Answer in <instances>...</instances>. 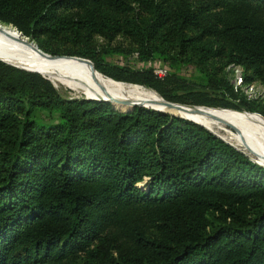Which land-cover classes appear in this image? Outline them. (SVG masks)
Listing matches in <instances>:
<instances>
[{"label": "trees", "instance_id": "trees-1", "mask_svg": "<svg viewBox=\"0 0 264 264\" xmlns=\"http://www.w3.org/2000/svg\"><path fill=\"white\" fill-rule=\"evenodd\" d=\"M0 22L166 101L264 120L224 73L264 84V0H0ZM98 38L199 77L102 63ZM117 110L0 61V264H264V167L189 120Z\"/></svg>", "mask_w": 264, "mask_h": 264}, {"label": "bare ground", "instance_id": "bare-ground-1", "mask_svg": "<svg viewBox=\"0 0 264 264\" xmlns=\"http://www.w3.org/2000/svg\"><path fill=\"white\" fill-rule=\"evenodd\" d=\"M0 49H13L18 52L20 51L29 61L33 62L37 67H39L53 81H56L59 84H66L71 86L72 89L78 94L112 97L111 100H113V102L121 105H126L128 108H131L132 106L137 104H142L156 109H164V111H177L184 115H188L189 117L193 118L192 120L195 119L194 121L198 123H203L202 125H206L205 127H210L209 119L214 120L215 122H219L222 125H231L236 130V146H241L244 150L246 149L250 153L258 156L259 159L264 162V145H262L263 140H261L258 135V131L261 128L260 125L255 123L253 121V118L249 116L226 115L222 112L214 111L202 106H180L166 108L161 105L162 101L159 99V97L144 88L133 87L130 85L131 87H128L124 90L122 86L108 82L109 80L103 81L94 75H85L74 67L67 65L66 63L56 61L55 59L44 55L43 53H41L35 43L30 42L28 39L22 36L15 30L13 26L4 24L2 22H0ZM0 58L13 62L12 60L1 56ZM18 66L24 67L21 65ZM24 68L29 69V67ZM124 98L131 100L134 99L136 101H126L124 100ZM112 107L115 108L114 106ZM244 114L253 115L248 113ZM212 131L215 132L214 128ZM226 139L229 141V143L233 142L232 139Z\"/></svg>", "mask_w": 264, "mask_h": 264}, {"label": "rangeland", "instance_id": "rangeland-1", "mask_svg": "<svg viewBox=\"0 0 264 264\" xmlns=\"http://www.w3.org/2000/svg\"><path fill=\"white\" fill-rule=\"evenodd\" d=\"M191 1L197 2V1H200V0H191ZM97 44H98L97 48L100 51V52L97 53L98 59H101L102 63L109 64V65H112L114 67H122V68H127V69H130V70L153 69L154 73L160 74L162 76V78L165 77V76H169L170 75V77H174V80H176V81H178V80H180V81H183V80H186V81H192V80L194 81L195 80V81H197V79L199 77L198 72L191 65H186V64L173 65V64H170L169 62L164 61L163 59L157 58V57L153 58V59H150V60H147V61H143V60H141L138 57L137 52H135V51L131 52V50H130L131 49V45L126 40L121 39V38H117V40H115L114 42H112L110 44H108L107 42L102 41L100 38H98ZM118 46L121 47V48H118ZM119 49H125V52H118ZM105 51H107V52H105ZM19 53L22 55L21 58H14V57H9V56H4V55H1V54H0V56L4 57V58H7V59H10V60H12L14 63H16L18 65L39 70L41 73H43L50 80V82L56 87L58 92L61 95L65 96V97H69V98L88 97V98L109 99V101L111 102L112 106L113 105H119V106L127 107L126 105H121V104H118L116 102H113V100H111L112 97H108V96L102 97V96H98V95L97 96L96 95L89 96V95H84V94H78L72 89L71 86L66 85V84H59L56 81H53L45 72H43L33 62L29 61L20 51H19ZM43 53L45 55H47L48 57L54 56V57H51V58L55 59L56 61H59V62H62V63H66L67 65H69L71 67H74L75 69H77L80 72L84 73L85 75H94V76H96L97 78H99V79H101L103 81H108L109 80L108 82H111L113 84L122 86L124 90L126 88H128V87H131V86L144 88L147 91H149V92L153 93L154 95H156L157 97H159V99L161 101H163V99L161 98L160 94H158L155 90H153V89H151L149 87H146V86H143V85H139V84L127 83V82H121V81L114 80V79H112V78H110L108 76L103 75L99 71H95L91 67V65H89L87 63H84L82 61L76 60L74 58L68 59V58H65V57L59 56V55H51V54H48V53H45V52H43ZM74 57H77V56H74ZM78 58H80V57H78ZM82 59L90 62L93 65V63H92V61H90V59H85V58H82ZM70 62H74V63H77L79 65H82L85 69H83V68H81L79 66H76L74 64H70ZM240 66L243 69V77H244V74H245L244 67L242 65H240ZM224 73L226 74V78H227V81L229 82V85L232 86L233 91L236 93V95H237V97L239 99L246 100V101H256V102L264 103V84L259 79H254V80H251V81H248V82L244 81V85H247V84H254L255 85L254 91L250 92V91H248V89L245 88V86L234 87L232 74H231V72L229 70H227V66H225V68H224ZM124 100H126V101H136L134 99L131 100V99H126V98H124ZM205 108H208V107H205ZM115 109H119V108L115 107ZM208 109H212L214 111L222 112V113H224L226 115L238 116L237 114H234L231 111L225 112V111H220V110L213 109V108H208ZM119 110H121V109H119ZM162 110H164V109H162ZM121 111H124V110H121ZM166 112L191 118L188 115H184V114L179 113L177 111H166ZM246 112H248V111H246ZM252 114H256L257 115V113H252ZM239 115H241V116H249V117L253 118V121L255 123L260 125L261 129L258 131V135H259V138L261 140H263L262 145H264V120L257 119L253 115H247V114H239ZM191 119H193V118H191ZM209 125H210V127L207 126L208 128H210L212 130L214 128V131L217 134H219L220 136H222L224 139H226V138H228L229 140L232 139L233 142L232 143L230 142V143L236 146V142H237L235 140L236 139V135H235L236 134V132H235L236 130H235V128L233 126H231V125H228V126L227 125H222L219 122H215L214 120H210V119H209ZM236 147L240 148V150H243V152L248 157H250V158H252V159H254V160L258 161V162H261L262 164H264V162L261 161L258 156L250 153L246 149L244 150L241 146H236Z\"/></svg>", "mask_w": 264, "mask_h": 264}, {"label": "water", "instance_id": "water-1", "mask_svg": "<svg viewBox=\"0 0 264 264\" xmlns=\"http://www.w3.org/2000/svg\"><path fill=\"white\" fill-rule=\"evenodd\" d=\"M19 33H20L22 36H25V35H23L20 31H19ZM25 37H26V36H25ZM26 38H28V37H26ZM31 41H33V40H31ZM33 42H34V41H33ZM51 57H54V56H51ZM63 57L68 58V59H72V58H74V59H76V60H79V61H82V62H84V63H87V64L91 65V67H94L90 62H88V61H86V60H84V59H82V58H78V57H74V56H63ZM0 61L4 62V63H6V64H8V65H10V66L16 67V68H18V69H22V70L30 71V72H36V73L42 75L44 78H46V77H45V76H44L39 70H37V69H31V68L28 69V68L20 67V66H18L17 64H15V63H13V62H10V61H7V60L1 59V58H0ZM93 69H94V68H93ZM94 70H95V69H94ZM95 71H96V70H95ZM46 79L49 80L48 78H46ZM52 85H53V84H52ZM53 86H54V85H53ZM54 87H55V86H54ZM55 88H56V87H55ZM83 98L86 99V100H96V101H104V102H108V103H110V105H111V107H112V104H111V102L109 101V99L88 98V97H83ZM161 98H162V97H161ZM162 99H163V98H162ZM161 105H163V106L166 107V108H173V107H180V106H184V107H196V105H188V104L174 103V102L166 101V100H164V99H163ZM134 107H144V108L151 109V110H154V111H157V112L168 113V114L171 115V116H175V117L183 118V119L189 120V121H191V122H194L195 124H198V125L204 127L206 130H208L209 132H211L212 134H214L215 136H217V137L220 138L221 140L225 141V142L228 143L229 145H231V146L235 147L236 149L240 150V149L237 148L236 146H234V145H232L231 143H229V142H227L226 140H224L222 137H220L218 134H216L215 132H213V131L210 130L209 128L205 127V126L202 125L201 123H198V122H196V121H194V120H192V119H189L188 117H184V116H181V115L172 114V113L166 112V111H164V110H162V109H156V108L149 107V106H147V105H142V104L134 105L132 108L127 109V110H124V111H121V110H118V111H121V112H127V111L133 109ZM202 107H206V106H202ZM112 109H114V108L112 107ZM217 109L223 110L222 108H217ZM115 110H117V109H115ZM243 112H244V113H248V114H252V113H250V112H246V111H243ZM257 115H258V114H257ZM259 116H260V115H259ZM240 151H241L242 153H244L242 150H240ZM244 154H245V153H244ZM249 158H250V157H249ZM250 160H251L252 162H254V163H256V164H258V165L264 167V164H262L261 162H258V161L254 160V159H252V158H250Z\"/></svg>", "mask_w": 264, "mask_h": 264}, {"label": "built area", "instance_id": "built-area-1", "mask_svg": "<svg viewBox=\"0 0 264 264\" xmlns=\"http://www.w3.org/2000/svg\"><path fill=\"white\" fill-rule=\"evenodd\" d=\"M227 70H229L232 74L233 78V84L234 87H242L245 86L248 91L253 92L255 89L254 84H247L244 85V80H243V69L239 64L235 63H230L227 65ZM158 77L162 78L160 74L155 73Z\"/></svg>", "mask_w": 264, "mask_h": 264}]
</instances>
